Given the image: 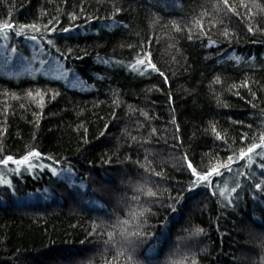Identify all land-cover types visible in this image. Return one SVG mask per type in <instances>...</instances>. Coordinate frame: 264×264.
<instances>
[{
	"label": "trees",
	"instance_id": "trees-1",
	"mask_svg": "<svg viewBox=\"0 0 264 264\" xmlns=\"http://www.w3.org/2000/svg\"><path fill=\"white\" fill-rule=\"evenodd\" d=\"M0 44V264H264V0H0Z\"/></svg>",
	"mask_w": 264,
	"mask_h": 264
},
{
	"label": "rangeland",
	"instance_id": "rangeland-1",
	"mask_svg": "<svg viewBox=\"0 0 264 264\" xmlns=\"http://www.w3.org/2000/svg\"><path fill=\"white\" fill-rule=\"evenodd\" d=\"M41 50L43 51L42 48H41ZM41 50L37 48L36 59L33 60L32 65H30V66H28L27 63H19L17 60H14V59H10V60L8 58L5 59L4 62L6 63V66H7L6 72L11 74V75H16V76H22V75L30 73V72L31 73L35 72V73L47 74L48 76H52V78L54 77L55 79L62 81L63 83L65 82L70 86L76 87V85L78 83L76 82V79L74 77V75L76 76V74L74 73L75 71L71 68L65 67L62 64V62L57 60L55 57L50 56V55H45V53H43L44 51L42 52ZM33 70H37V71H33ZM71 71H74V72L71 73ZM65 170H67V169H55V168H53L52 172H58V173H62L64 175L67 173V171H65ZM66 180H69V181H66ZM66 182L67 183L69 182L68 184L73 183L74 182L73 177L70 176L69 178H65V183ZM47 196H48L47 191H43V192L41 191L40 193L35 192L33 194L31 193V194H28V195L22 197L21 201L26 202V203H30L34 200L43 199ZM86 202L89 204V206L91 205V207L98 206V204H99V201L94 200V199H92L91 201H90V199H87ZM193 243L195 244L196 241H194Z\"/></svg>",
	"mask_w": 264,
	"mask_h": 264
},
{
	"label": "snow or ice",
	"instance_id": "snow-or-ice-1",
	"mask_svg": "<svg viewBox=\"0 0 264 264\" xmlns=\"http://www.w3.org/2000/svg\"><path fill=\"white\" fill-rule=\"evenodd\" d=\"M139 63L143 64L144 61L141 60V61H139ZM252 151H253L252 148H249V149L247 150V152H249V153L252 152ZM31 155H32V156H38L39 154L34 152V153H32ZM240 155H241V158H243V157L246 155V153H245V152H241ZM9 160H11V158H9ZM27 160H28V158L26 157L24 161H18L17 163L23 164V163L27 162ZM4 163L7 164V163H8V160H5ZM33 166H34V165H33ZM189 167H191V164H189ZM215 171H217V170L214 169L213 171H210L206 176H199V179H200V180H207V176H211V175L213 174V172H215ZM194 175H195V172H194Z\"/></svg>",
	"mask_w": 264,
	"mask_h": 264
}]
</instances>
